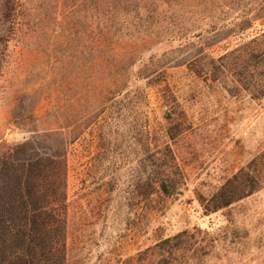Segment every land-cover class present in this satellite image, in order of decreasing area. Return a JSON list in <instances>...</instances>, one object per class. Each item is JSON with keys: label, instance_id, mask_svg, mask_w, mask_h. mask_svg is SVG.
Returning <instances> with one entry per match:
<instances>
[{"label": "rangeland", "instance_id": "374dc122", "mask_svg": "<svg viewBox=\"0 0 264 264\" xmlns=\"http://www.w3.org/2000/svg\"><path fill=\"white\" fill-rule=\"evenodd\" d=\"M218 1L222 5L213 15L227 23L238 14H249L251 3L264 6V0ZM17 2L15 14L22 25L6 44L0 42L6 53L0 67V142L17 143L29 134L10 120L20 94L34 95L32 109L41 116L38 124L55 128L68 124L63 117L74 110L71 98L85 99L86 88L95 87L78 113L86 123L67 151L64 264H156L144 251L147 247L180 231L198 229L196 240L204 238L199 245L206 254L196 264H264V184L215 211L205 212L202 201L240 168L249 165L264 175V16L243 34L228 35L207 48L216 57L229 55L225 72L215 80L189 68L178 40L150 45L144 52L146 63L132 64L142 73L145 68L165 69L161 81L145 86L147 104L140 115L152 147L169 144L182 172L173 194L143 199L132 193L140 151L128 126L114 127L111 145L100 153L93 122L95 111L106 104L102 87L119 75L112 51L100 54L104 21L114 38L128 40L129 31H115L113 0ZM194 11L180 10L179 27L185 29L204 17ZM144 29L132 31L133 39L150 41L151 32ZM254 37L263 52L251 63H240L242 46H253L248 42ZM104 68L106 73L100 74ZM139 79L143 86L146 78ZM172 124L173 139L167 134Z\"/></svg>", "mask_w": 264, "mask_h": 264}, {"label": "trees", "instance_id": "16d2710c", "mask_svg": "<svg viewBox=\"0 0 264 264\" xmlns=\"http://www.w3.org/2000/svg\"><path fill=\"white\" fill-rule=\"evenodd\" d=\"M261 3H251L246 10L252 9L249 14H238L227 23L226 18L213 15L214 9L222 5L218 0H113V14L117 17L115 31H129L126 33L128 40L120 36L114 38L104 21L100 54L112 51V65L119 69V75L111 84L102 87L106 104L95 111L93 122L98 126L100 153L107 151L113 139V128L122 123L128 126L132 139L139 145L140 155L135 162L137 170L131 181L133 197L147 199L156 193L169 196L182 177L170 145L152 147L150 132L140 115L142 106L147 104L145 86L161 81L165 69L145 68L142 73L141 68L136 70L133 67L134 63L137 60V63H146L144 52L150 45L178 40L185 48L187 55L184 59L189 68L198 75L215 80L225 72L229 55L216 57L207 48L228 35L243 34L252 27L254 20L264 16ZM17 6V0H0V42H8L17 26L22 25L15 14ZM182 8L190 13L195 8L194 12L204 17L182 29L177 16ZM141 28H145L143 32L150 30V41L139 37L133 39L132 31L138 33ZM251 41L253 46H242L238 55L240 63L253 62L262 51L255 46L256 37L248 44ZM5 55L0 49V67ZM126 61L124 68L115 63ZM170 61L168 59L165 63ZM106 71L104 68L100 74ZM143 77L146 81L142 86L138 80ZM241 86L249 90L244 83ZM86 89L82 93H86L85 99L71 98L70 106L74 112L67 110L63 117L68 124L56 123L55 128L38 124L41 116H36L32 109L34 95L30 93L20 94L11 109V122L25 127L29 134L17 143L0 142V264H64L68 215L67 151L70 143L79 137L76 131L86 123L82 121L83 115L78 116V113L87 101V94L95 87ZM102 114L105 115L100 117ZM173 129L172 124L167 131L171 139L176 136ZM263 184L264 175L249 165L240 168L207 197H202L204 210L210 212L228 207ZM200 232L199 229L180 231L144 251L156 259V264H196L206 254L199 245L204 238L196 240Z\"/></svg>", "mask_w": 264, "mask_h": 264}]
</instances>
